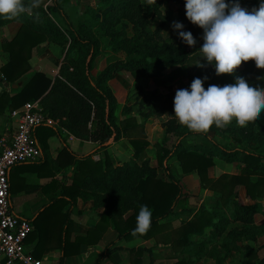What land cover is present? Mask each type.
<instances>
[{"label":"trees","instance_id":"16d2710c","mask_svg":"<svg viewBox=\"0 0 264 264\" xmlns=\"http://www.w3.org/2000/svg\"><path fill=\"white\" fill-rule=\"evenodd\" d=\"M175 1L181 4L177 9V21L182 23L183 30L190 31L197 41L198 36L203 35V30L187 19L185 2ZM228 1L226 0V3ZM67 2L69 0H52L46 9L39 8L42 16L23 15L19 19L21 24L15 35L10 40L2 41L1 48L8 54L7 61L0 66L2 79L9 85L19 81L21 85L5 89L0 94V114L5 111L10 114L11 110L25 102L39 99L47 116L56 120L61 128L76 138L100 140L102 143L110 137L116 139L121 133L127 134L134 149V159L117 166H113L107 157L102 163L73 159L72 183L64 188L63 195L68 197L72 204L76 196L83 200H92L91 207H104L105 213L85 236H75L74 240L70 241V209L62 212V207L68 200L60 199L39 212L33 220L34 229L26 239L30 234L35 236V250L39 248L42 251L45 248L44 242L48 236H52V230L57 228V246L62 251L58 264H63L66 256L78 254L81 244L97 243L108 226L117 231V239L154 237L157 243L171 244L175 252L188 250L191 244L195 245V248L192 247V254L196 259L182 258L174 264H192L205 255L214 258L215 264H221L231 251L238 252L244 247L251 252L248 241L264 234V221H255V215L264 216V202L258 201L264 197V153L251 148L250 145L253 142L264 147V113L253 126L237 129V133L247 140L246 145H222L211 135L220 130L216 127H212L208 134L202 135L193 134L185 127L179 126L178 140L172 148L161 147L163 155H158V165L162 164L163 159L175 156L183 173L196 172L202 188L219 193V202L210 209H201L190 220L182 221L168 230L169 224L161 221L172 213L181 195V185L169 171L166 173L168 180H164L157 177L156 167L151 166L148 160L137 161L149 144L142 131L143 126L137 123L134 117L124 118L117 123L115 112L118 103L108 81L114 78L116 73L127 71L133 78H153L157 85L168 84L169 90L173 87L171 82L179 78L180 89L190 90L194 78L203 79L207 76L208 79L204 81V87L207 89L212 84L222 87L234 83V77L217 76L214 67L208 65L201 56L194 59L195 55L200 53L199 48L202 47L203 41L196 43L194 49L199 52L191 56L190 52L175 46L176 40L157 43L152 35L148 34L145 20L137 13L139 0H94L95 7L86 5V18L76 24L64 9ZM160 2L161 0H156L150 5L156 9ZM144 3L147 5L148 0H144ZM47 10L56 12L61 22L57 23L47 16ZM100 11L105 12L102 19L96 16ZM127 17L133 25V35L130 37L118 28L121 19ZM8 21L10 20L0 17V25ZM46 39L59 43L64 52L59 71L54 78L37 67L32 68L29 63L33 49ZM105 39L112 50L123 51L127 59L109 62L93 75L95 60L102 54ZM199 62L205 64V67H198ZM236 74L249 83L264 86V69H257L253 61L244 63ZM172 91L176 93L173 88ZM159 96L157 92L144 94L135 103L144 120L161 115L163 108ZM128 110V107H123L124 113ZM133 131H139L140 135H132ZM51 134L60 136L52 125L41 124L35 128L34 137L42 150L45 149L46 139ZM194 135L205 137L210 146H198V151L183 148L181 140ZM62 153L73 157L66 146L59 152ZM214 157L229 163H241L240 172L210 177L208 169L214 165ZM238 185L244 187L247 199L244 203L238 200L235 191ZM141 205H147L152 212L151 229L146 235L133 236L132 231L136 226V216ZM48 222H51L50 225ZM207 228L210 229L208 234L205 233ZM191 235H197L201 240L193 242L190 240ZM111 245H108V248ZM143 250L142 247L130 249L131 264L139 263ZM187 250L185 252H188ZM221 251L224 254L222 257L219 255ZM109 253L108 250L105 251L95 264ZM33 255L38 256L34 253ZM247 264H264V256Z\"/></svg>","mask_w":264,"mask_h":264},{"label":"crops","instance_id":"0c3cea01","mask_svg":"<svg viewBox=\"0 0 264 264\" xmlns=\"http://www.w3.org/2000/svg\"><path fill=\"white\" fill-rule=\"evenodd\" d=\"M74 1L75 0H69V2L65 4L64 9L66 10L67 7L75 4ZM27 2L28 0H26V3ZM41 2L43 3H41L40 7L46 9V6L51 4L52 0H41ZM77 2L83 3L81 0H76V3ZM35 13H38V16L43 15L39 9L34 10L33 15L37 16ZM45 13L50 18L53 17L52 14L58 15L56 12L49 10ZM20 24V20H10L0 25V66L8 59V54L2 50L1 43L2 41L10 40L15 35ZM63 56L64 52L62 51V46L59 43L46 39L33 49L29 63L32 68L37 67L49 77L54 78L59 71ZM126 75H129L127 71H120L116 73L114 78L108 81V85L116 98L118 107L122 108L126 106L129 108L125 113L123 111L120 112V110L115 112L117 123L124 118L134 117L136 122L143 126L142 131L145 135V139L149 143L137 161L143 159L148 160L151 166L156 167L157 177L164 180H168L166 173L169 171L170 174L179 181L182 188L181 195L177 199L172 213L167 219L161 221L169 224L170 227L167 228L169 230L172 227L178 226L182 221L190 220L199 210L210 209L219 202V193L202 188L196 172L183 173L175 156L163 159L162 165H158V155H163L161 147L165 146L161 139L164 129L160 125L157 126L158 124L154 121L155 116H151L144 120L138 110L133 106L143 97L145 94L143 92L146 91H139L133 98H129V84H132L133 81L140 82L142 77L131 78L130 80ZM5 89L3 83L0 81V94ZM52 126L58 130L60 136L51 134L47 137L46 147L42 150V156L35 161L14 165L11 167L8 174L11 209L17 215L30 220L33 229V220H35L40 211L57 200L64 198L65 200L69 199L63 195V190L72 183L74 175L73 159H75L74 161L82 159L90 161L91 163H102L107 157L113 166L121 165L123 162L134 159V149L129 142L127 134L121 133L116 139L113 138L109 141L106 139L101 143L100 140H82L76 138L65 129L61 128L57 122ZM13 128L14 122L9 112L5 111L1 113L0 140L8 138ZM132 135L138 136L140 134L139 131H136V133L133 131ZM189 137L192 136H188L187 138ZM64 146L67 147L73 157H69L66 153L59 154ZM235 164H240L238 171L240 172L242 167L241 163L236 161L229 163L219 157H215L214 165L208 169V175L216 178L222 173L233 174L234 171L228 169V167L234 166ZM163 167L167 169H162ZM235 191L241 203L247 201L243 186L238 185ZM210 198L213 199L212 202ZM69 201L70 200L62 207V212H66L70 209L69 240L73 241L75 236H85L88 230L93 228L100 220L106 209L104 207L93 209L91 207L92 200H83L80 196H76L73 204ZM258 201L264 202V197L258 199ZM256 216H259L258 220ZM255 221L256 223L263 222L264 216L261 214L255 215ZM50 223L51 222H48V225H50ZM209 230V228L205 229V233L208 234ZM51 235L52 236H48V239L44 242L43 246L45 248L40 251L39 248L35 250L37 238L30 234L28 239H26V248L31 251V253L33 252L38 255V258L45 259V264H58L62 252L57 246V240L59 239L58 229L55 228L52 230ZM117 235V231L112 228V226H108L101 234L97 243L89 245L81 244L79 253L66 256L63 260V264H95L99 257L107 250L110 253L101 258L98 264H131L130 249L138 247L144 249L138 264H174L182 258L196 259L192 254V247L195 248L194 244H191L188 250L186 249L188 252H185V249L175 252L172 250L171 244L168 243L163 245L157 243L154 237L148 239L142 237L117 239ZM259 236H264V234ZM254 239L248 242H252ZM190 240L199 242L201 239L197 235H191ZM110 244L112 245L108 248ZM235 253V251H231L226 257L233 259ZM209 259H212L214 262L213 264H215L214 258L207 255L202 256L192 264H202L210 261ZM223 262L221 264H223ZM135 264L137 263L135 262Z\"/></svg>","mask_w":264,"mask_h":264},{"label":"clouds","instance_id":"9594fccd","mask_svg":"<svg viewBox=\"0 0 264 264\" xmlns=\"http://www.w3.org/2000/svg\"><path fill=\"white\" fill-rule=\"evenodd\" d=\"M156 0H148V4ZM41 0H0V17L19 20L33 15ZM187 19L203 30L201 58L212 65L217 76H233L235 82L204 87L208 79L194 78L189 89H179L174 97V116L182 127L193 134L206 135L212 127L224 129L233 121L246 127L264 113V86L249 83L237 75L238 69L253 61L257 69H264V0L258 8L248 10L239 0H185ZM38 17V13H35ZM172 27L189 47L197 41L184 25L174 21ZM198 67H205L200 62ZM264 79V78H262ZM152 212L141 205L136 216L133 236L146 235L151 229Z\"/></svg>","mask_w":264,"mask_h":264},{"label":"rangeland","instance_id":"374dc122","mask_svg":"<svg viewBox=\"0 0 264 264\" xmlns=\"http://www.w3.org/2000/svg\"><path fill=\"white\" fill-rule=\"evenodd\" d=\"M47 1V0H45ZM83 3H76V0L74 1L75 4H73L70 7L66 8V12L70 16L71 20L76 24L78 21H81L86 18L85 16V8L86 5H89L91 3V6L95 7L94 0H81ZM185 2V0H182ZM229 2V1H228ZM262 2V0H239V3L242 7L247 8L248 10H252L253 8H258L259 4ZM43 3V2H41ZM139 5L137 6V13L145 20V27L148 31V34L152 35L153 39L157 43L162 42H171L176 40L175 46L179 47L182 50L190 52V56L193 55L196 51L194 47H189L184 42L178 38V32L175 31L172 27V24L174 21H177V9L180 8L181 4L176 2L175 0H161L159 3V6L155 9L151 5H146L144 3V0H139ZM91 12V11H90ZM104 11H100L96 13L97 18L102 19ZM52 18L57 22H61V19L58 15L52 14ZM130 16V15H129ZM118 28L123 30L128 37L133 35V25L130 21V19L123 18L121 19L120 24L118 25ZM203 35H199L197 39V43H200L203 41L202 39ZM201 53H198L195 55L194 59L200 58ZM127 55L123 51H114L110 48L109 42L107 39L103 42V50L102 54L98 56L95 60V68L92 71L93 75H96L99 70L104 68L106 64L109 62L115 61V60H126ZM128 73V72H127ZM129 74V73H128ZM128 79L131 80V76L126 75ZM26 78V77H25ZM179 78L175 79L171 82L173 87L167 88L168 84L164 85H157L153 78H147L144 77L141 79L140 82L133 81L132 84H129V98H133L134 95L139 93V91H146L143 92L147 95H150L152 92H157L160 94L159 99L161 100L163 111L161 112V115H157L154 117V121L158 124L157 126L163 127V134H162V142L164 143V147L167 149L172 148V145L177 142L178 140V130L179 122L174 116V97L175 92L171 89L178 90V87L180 89L179 85ZM185 82L187 80H184ZM182 81V82H184ZM184 82V83H185ZM170 84V85H171ZM182 88V86H181ZM174 92V93H173ZM135 108V104L133 105ZM126 107V106H124ZM168 108V109H166ZM169 108H172L171 110ZM120 110L123 111V107H117L116 111ZM254 123L248 124L246 127L253 126ZM246 127H239L233 121V123L224 129H220L217 131L214 135L211 134L214 139H216L219 143H221L224 146L227 147H233L238 146L239 144H245L247 143V140H245V137H242L240 133H237V129H243ZM12 131V130H11ZM182 147L188 150H196L198 146H204L208 147L210 145V142L203 137L202 135H194L189 138H183L181 140ZM251 148L258 149L264 153V147H262V144H254L253 142L250 143ZM263 149V150H261ZM215 158V157H214ZM162 165V164H161ZM159 165V166H161ZM240 168V164H235L234 166H229L228 169L238 172ZM162 169H167L163 167ZM233 173V172H232ZM239 173V172H238ZM208 201V199H207ZM210 201L212 202L213 199L210 198ZM257 220L259 219V216H256ZM249 247L251 249V252L247 248H242L238 252L234 254V258L231 259L230 257H226L223 264H247L248 262H256L258 259H260L262 256H264V236H259L258 238L254 239L252 242H248ZM219 255H223V252L221 251ZM210 261L204 262L202 264H213V260L209 259ZM229 262V263H227Z\"/></svg>","mask_w":264,"mask_h":264},{"label":"built area","instance_id":"2783aa9c","mask_svg":"<svg viewBox=\"0 0 264 264\" xmlns=\"http://www.w3.org/2000/svg\"><path fill=\"white\" fill-rule=\"evenodd\" d=\"M10 117L14 122L11 135L0 140V264H45V259L26 248L25 240L33 225L11 209L8 174L14 165L42 156L34 130L41 124L54 125L57 121L47 116L39 99L11 110Z\"/></svg>","mask_w":264,"mask_h":264},{"label":"water","instance_id":"95a60500","mask_svg":"<svg viewBox=\"0 0 264 264\" xmlns=\"http://www.w3.org/2000/svg\"><path fill=\"white\" fill-rule=\"evenodd\" d=\"M0 81L3 83L4 87H5L7 90H9L10 88H17L18 86L21 85V82H20V81L17 82V83H14V84L9 85V83H8L7 81H4V80L2 79V76H0Z\"/></svg>","mask_w":264,"mask_h":264}]
</instances>
